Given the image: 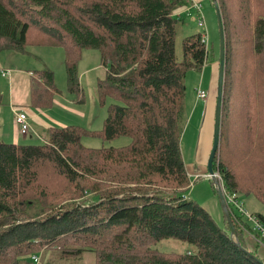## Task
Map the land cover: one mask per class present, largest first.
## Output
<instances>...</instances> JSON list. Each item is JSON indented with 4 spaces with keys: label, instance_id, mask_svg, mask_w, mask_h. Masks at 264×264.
<instances>
[{
    "label": "trees",
    "instance_id": "1",
    "mask_svg": "<svg viewBox=\"0 0 264 264\" xmlns=\"http://www.w3.org/2000/svg\"><path fill=\"white\" fill-rule=\"evenodd\" d=\"M191 3L192 0H0V52L4 49L25 52L28 44L43 42L63 47L73 93L81 92L77 66L83 50H100L107 76L99 82V93L111 95L117 102L109 105L99 135L105 141L123 135L131 138L124 147L87 148L81 143L85 131L71 125L50 127L48 139L40 144L0 139V264H36L33 259L36 252L29 254L33 248L43 244L48 249L68 238L74 244L65 245L67 251H62V256H53L50 264H71L70 255L77 257L89 250L82 248L85 243L78 237L88 234L105 237L109 229L121 230L112 236L115 241L111 242V250L99 256L101 264H264V254L241 239L242 223L235 220L237 233L233 235L226 217L225 225H219L206 208L183 192L189 185L181 149L189 116L185 79L189 71H202L209 60L208 45L201 33L186 36L183 58L177 56L176 38L182 19L173 12ZM248 3L252 13L245 22L253 26L251 50L254 55L264 54V13L253 19L252 3L250 0ZM219 7L221 10L220 3ZM225 39V87L218 150L221 154L225 153L226 129L230 128V134L231 127H237L245 138L251 120L244 96L229 93L231 41L226 34ZM243 68L240 67V72L246 82L248 70ZM258 79L264 85V74L258 73ZM54 82L52 70L36 73L35 105L43 106L48 101L46 90L54 94ZM242 128L246 130L244 133L239 130ZM224 157L218 164L215 158L214 168L221 173L227 191L237 192L239 182L233 168L224 163L227 156ZM107 163L131 165L137 173L133 182L149 185L158 177L182 190L94 191L90 202L66 206L59 201L53 203L58 208L55 212L44 215L40 195L38 211L35 215L30 212L37 203L28 193V187L37 181L33 166H47L73 183L78 174L88 173L92 166V171L97 172ZM101 172L106 173L104 169ZM122 176L115 173L113 178ZM91 188L96 189L94 184ZM256 196L264 201V195ZM42 215L45 218H37ZM257 215L264 220V215ZM133 233L143 238L132 242ZM167 239L180 240L195 248L185 253L161 251L158 244ZM139 241L144 251L135 256L129 250Z\"/></svg>",
    "mask_w": 264,
    "mask_h": 264
},
{
    "label": "rangeland",
    "instance_id": "2",
    "mask_svg": "<svg viewBox=\"0 0 264 264\" xmlns=\"http://www.w3.org/2000/svg\"><path fill=\"white\" fill-rule=\"evenodd\" d=\"M211 1L214 6L209 0L199 1L203 7L209 34V60L206 62L208 64L207 67L204 65L202 71L192 70L187 73L185 79L187 91L185 105L187 102L189 108H191L195 102L200 104L205 102L197 97V88L202 87V89L209 91L208 87L210 86L211 80L210 68L213 63L212 59H214L215 62L219 61V22L214 8L215 3L213 0ZM248 1L217 0V2L222 5L221 11L224 18L225 34L231 41L229 93L232 92L234 95L244 96V101L246 100L248 102L251 120L245 138L238 132L237 127H231L230 134L228 133V129L230 128L228 127L226 129V144H224L223 150L225 153L221 154L218 151L216 158L218 164V162L225 158V155L227 156L228 160L226 158L224 163L226 165L228 164L234 170L236 179L239 182L237 194L240 196L239 199L241 203H243L245 210L252 214L264 215V201L256 196V194L261 197L264 195V85L258 79V73L264 74V54L254 55L251 50L253 46L252 42L254 43L253 26L252 23L250 25L245 22L246 19H249L248 14L252 13L248 7ZM193 3L194 1H192L191 5H193ZM250 3H252L253 7V19L256 18V15L264 13V0H250ZM185 7L188 6L182 5L177 7L173 14H177L178 11H183ZM198 22L193 12L192 17L184 16L182 22L178 24L176 52L180 59L183 58L184 38L193 33L202 34L205 30L198 25ZM212 47L215 49L213 55H211ZM65 56L64 48L54 44H51V47L28 44L25 52H18L11 49H4L0 52V70L11 69L13 71L11 80L8 79L9 76L3 78L4 76L0 71V75L3 76H0V137L2 138L3 136L5 140H8L7 142L13 143L15 135L18 134L20 143H43V140L39 136H35L32 133L31 135L24 136L18 132L15 115L11 108L12 104L17 109L26 112L27 115L30 113L36 115L38 119L43 121V126H80L85 131L81 139V143L84 147L99 149L113 146L119 148L130 144L131 138L128 136H118L112 140L105 141L99 135L104 128L109 105L117 102L113 96L100 95L99 93V82L107 76V68L102 64L100 50L95 48L83 50L77 66L81 85L80 93L71 92L68 83ZM241 66H244L245 69L247 68L248 70L246 82L240 72ZM42 68H49L53 71L56 89H54V94L46 90L45 93L47 94L48 101L44 102L43 108H39V110L33 103L35 92L34 88H31V77L36 78V73ZM245 69L243 68V70ZM214 96L216 99L217 86L214 90ZM235 106L233 105L232 109H234ZM199 113L200 111L196 113L195 119L192 120L190 124V126H192V134H190L189 137L187 133L186 138L184 140L182 139L184 159L189 176V185L186 187V190L185 188L183 189V192L186 191L191 199L199 202L211 213L219 225L224 226L225 212L218 195V190L221 189V181H219L217 185L214 180L205 177V173L208 172V159L206 161L205 171L193 173L188 166V164L194 163L195 153L197 149L202 146L203 136L200 129L196 127L200 121L201 115ZM188 121L189 117L187 123ZM239 130L242 133L246 131L243 128ZM43 135H45V133H43ZM254 138L255 142L252 144ZM257 141H261L263 144ZM86 164L84 165L85 167L87 166ZM195 167L200 170L198 166ZM91 168H93V166L90 167L86 174H78L76 181L72 183L65 177H60L55 174L52 169L47 166H33V171L37 170V181L34 182L35 184L33 183L28 187V193L29 197L34 196V201H37V203L36 206L31 207L30 212L35 215L38 211L36 208L42 201L43 204H41L40 208H43V215L45 212H55L58 208L54 206L53 203H58L59 201L66 206L78 202H90L92 198H94V191L112 192L117 190V192H119L134 191L141 188L142 190L140 191L149 189V192L161 190L171 193L180 189L178 186L167 183L158 177L153 179L154 184L147 185L133 182L137 173L131 165L127 164H104L103 169L105 172L107 168H110L109 172L107 171L106 173L101 172L103 169H97V172H93ZM115 173L123 174V176L114 179L113 175ZM109 175L112 176L109 177ZM153 177L154 176L151 178ZM125 178L130 181H126ZM92 184L95 185V190H92ZM40 195L42 201L39 200ZM235 212L248 226L251 225L247 217L240 214L236 209ZM43 215L37 218H45ZM120 230L121 229H109L105 237H100L95 234L78 237V240H82L83 243H85L81 245L82 248L86 247L89 248V250L85 249L77 257L75 255H70V257H68V263L71 260V264H101L99 256L111 250L109 249L111 247V242L115 241V239H112V236ZM243 232L245 236L242 234L240 237L245 241L246 245L256 247L255 250L263 255L264 247L246 230ZM141 238H143L141 234L135 235L133 233L132 242L133 240ZM69 239L70 238L58 243L61 245V248L58 247L57 244L47 249V247L43 248L42 244L41 246L33 248L29 254L31 255L36 252L34 255L40 257V264H50L53 256H62V251H67L64 247L65 245L74 244L73 242H69ZM258 244L261 247L257 246ZM114 247L115 246H113V248ZM158 248L164 252L175 251L185 253L193 251L195 247L180 240L167 239L160 242ZM129 251L136 256L142 254L144 248L139 241V243L134 244L133 249ZM72 260H74V262Z\"/></svg>",
    "mask_w": 264,
    "mask_h": 264
},
{
    "label": "crops",
    "instance_id": "3",
    "mask_svg": "<svg viewBox=\"0 0 264 264\" xmlns=\"http://www.w3.org/2000/svg\"><path fill=\"white\" fill-rule=\"evenodd\" d=\"M192 1H200V0H192ZM35 45H43V46H50L51 47V44L46 43V42L35 44ZM214 53H215V49H214V47H212L211 55H213ZM212 60H213V63H212L211 68H210L211 80H210V86L208 87L209 91L207 90L209 92L208 101H205L203 104L195 102L191 108H189V106L186 102V109L188 110L189 121L187 123V126L185 127V131H184V134L182 137L183 140L186 138L187 133H188L189 137H190V134H192V126H190V124H191L192 120L195 119L196 113L198 111H200L199 114L201 115L199 124L196 125V127H197V129L198 128L200 129V132L203 136L202 146L200 148H198L196 153H195L194 163L188 164V166L190 167V170L193 171V173H197L199 171H205L206 161L209 158V155H210V152L212 149V145H213L215 109H216V99H217V98L215 99L214 90L217 86L219 62H215L214 59H212ZM207 65L208 64H206L205 67H207ZM44 69H49V68H44ZM41 70H43V68ZM10 71H11V76H12L13 71L11 69H10ZM0 76L3 77L2 75H0ZM11 76L8 78L9 80H11ZM3 78H6V77H3ZM31 78H32L31 88H33V79L35 80V78H33V77H31ZM39 81H41V79ZM34 106L37 107V109L43 108V106H41V105L38 106V105L34 104ZM11 108H12V111L14 113V109L16 107L11 104ZM28 115H29L28 116L29 120L32 123L31 126L36 131L35 136H39L43 141H46L48 138V134H47L48 131L47 130L50 127L43 126V121L41 119H38V117L36 115H34V114L32 115V113H30ZM17 129H18V127H17ZM42 132L45 133L46 136L43 135ZM0 139H2L5 142L8 141V140H5L3 138V136H2V138L0 137ZM183 140L181 142V149H182V154H183V159H184ZM19 141H20L19 135L16 134L15 140H13V143H20ZM184 161H185V159H184ZM207 163H208V161H207ZM195 166H198L200 168V170H198ZM190 170H189V173H190Z\"/></svg>",
    "mask_w": 264,
    "mask_h": 264
},
{
    "label": "built area",
    "instance_id": "4",
    "mask_svg": "<svg viewBox=\"0 0 264 264\" xmlns=\"http://www.w3.org/2000/svg\"><path fill=\"white\" fill-rule=\"evenodd\" d=\"M193 12L195 13L197 19H198V25L205 29L202 33V39L205 41V43L209 44V34L207 30V23L206 18L203 12V7L199 1H194L193 5H190L188 7H185L183 11H178L177 14H174L178 19H184V16L186 17H192ZM208 47V46H207ZM1 74L4 77H10L11 71L10 70H1ZM197 97L200 100L208 101L209 98V92L205 89H202V87L197 88ZM14 115H15V121L17 124V127L19 129V132L21 135L27 136L36 134V131L32 128L29 117L26 112L21 111L17 108L14 109ZM45 142V141H43ZM205 177L213 180V178L217 179L218 181H221V189L225 195L226 202L228 204V207L230 209L231 214L233 215V219L238 221L239 224L242 223V227L244 230H246L251 236H253L257 242L264 247V220L260 218L257 214L249 213L247 210H245L243 203H241L237 192H231L227 191L224 181L222 179L221 173L219 170H215L214 175L209 174V172L205 173ZM235 209L242 215L248 218V220L251 222V225L248 226L242 218L236 214ZM34 261L36 264H40L41 259L38 256H33Z\"/></svg>",
    "mask_w": 264,
    "mask_h": 264
},
{
    "label": "water",
    "instance_id": "5",
    "mask_svg": "<svg viewBox=\"0 0 264 264\" xmlns=\"http://www.w3.org/2000/svg\"><path fill=\"white\" fill-rule=\"evenodd\" d=\"M215 3V10L218 17L219 33H220V51H219V68H218V80H217V99H216V109H215V124L213 133V145L208 158L207 171L209 174L214 175V160L216 158L217 152L219 150L221 141V121H222V108H223V98H224V87H225V69H226V39H225V29L223 23L222 13L217 0H213ZM214 182L218 185V180L213 178ZM218 195L220 197L225 217L230 225L233 235H235L236 227L233 215L230 212L228 204L225 199V195L221 189L218 190Z\"/></svg>",
    "mask_w": 264,
    "mask_h": 264
}]
</instances>
